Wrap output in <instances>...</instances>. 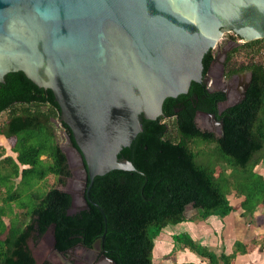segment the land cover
I'll use <instances>...</instances> for the list:
<instances>
[{
    "label": "trees",
    "instance_id": "1",
    "mask_svg": "<svg viewBox=\"0 0 264 264\" xmlns=\"http://www.w3.org/2000/svg\"><path fill=\"white\" fill-rule=\"evenodd\" d=\"M241 50L249 55L246 63L233 60ZM263 51L264 39L239 44L226 55V77L245 72L249 82L244 98L220 114L217 104L225 101V94L209 91L204 83L191 82L186 94L165 99L162 115L143 119L142 131L118 154L136 170L95 177L88 189L90 201L72 213L71 195L58 188L71 172L56 140L54 121L60 110L53 94L22 72L6 74L0 82V115L7 113L0 136L13 140L10 150L15 158L0 159V264H50L36 262L27 242L37 243L51 225L58 251L77 244L90 247L103 235L101 250L116 264H154L156 236L186 221L188 205L195 211L191 221L223 218L235 209L227 198L231 192L241 198L242 216L252 220L258 209L264 210V177L254 170L264 163ZM213 59V50L204 55L203 76ZM197 111L221 121L222 135L199 129ZM62 125L75 146L68 127ZM198 143L213 144V149L202 157L207 153L192 147ZM48 176L55 185L41 189ZM14 208L21 213L14 214ZM3 217L10 218L9 225ZM172 240L206 264H231L236 255L246 254L249 245L236 241L227 255L185 233Z\"/></svg>",
    "mask_w": 264,
    "mask_h": 264
},
{
    "label": "water",
    "instance_id": "2",
    "mask_svg": "<svg viewBox=\"0 0 264 264\" xmlns=\"http://www.w3.org/2000/svg\"><path fill=\"white\" fill-rule=\"evenodd\" d=\"M225 33L238 37L236 45L264 39V0H0V82L22 72L52 92L57 121L68 127L75 146L66 140L83 166L86 207L95 177L136 170L118 154L142 131L143 119L161 116L164 100L186 94L191 82L213 91L202 59ZM248 82L226 107L244 98ZM197 114L222 135L214 115ZM48 233L63 256L54 225ZM102 239L92 247L105 264H116L101 251Z\"/></svg>",
    "mask_w": 264,
    "mask_h": 264
},
{
    "label": "crops",
    "instance_id": "3",
    "mask_svg": "<svg viewBox=\"0 0 264 264\" xmlns=\"http://www.w3.org/2000/svg\"><path fill=\"white\" fill-rule=\"evenodd\" d=\"M255 169L257 173L264 175V163H260ZM240 200H237L233 205L234 211L223 218L210 216L205 220L191 221L190 218L193 217L191 215L186 218V221L160 232L155 238V246L152 251L153 263L206 264L190 250L173 243V235L185 233L202 246L215 252L224 251L227 255L232 253L236 241L249 244L246 254L236 255L231 264H264V250L258 251L259 247L253 244V240L260 230L256 231L255 225L247 222L246 218L242 216V210L239 207ZM262 216H264V210L258 209L252 220L257 224L258 219Z\"/></svg>",
    "mask_w": 264,
    "mask_h": 264
},
{
    "label": "rangeland",
    "instance_id": "4",
    "mask_svg": "<svg viewBox=\"0 0 264 264\" xmlns=\"http://www.w3.org/2000/svg\"><path fill=\"white\" fill-rule=\"evenodd\" d=\"M237 37L233 34V33H225L221 40H219L218 45H220L223 41H225L226 39L229 40H237V42H239L238 39H236ZM215 51L216 48L213 49V53L215 55ZM222 52H227L225 50H222ZM222 56V55H221ZM261 56L264 57V51L261 53ZM249 58V55H246V52L241 50L237 53H235L233 55V60L236 63H246L247 60ZM239 83V82H238ZM212 84H210V88L212 87ZM238 99V98H237ZM237 99L235 100H230L228 103H234ZM227 103H225L223 106H226ZM6 116L7 113H2L0 115V124L4 123L6 120ZM195 122L198 126L199 129L201 130H206L209 132H212L213 134H215V136H218V127L217 126H213V122L212 124H209L205 117H202L201 114H197L195 117ZM56 136H57V142L59 144V146H61L64 149L65 152V143L63 138L61 137V131L59 129H56ZM13 140H6L4 139L2 136H0V153L2 154V156L0 157L3 158L4 156H11L12 158H15V154H13L10 150L11 146H12ZM193 150L196 152L198 151H205V153L207 154H202V157H205L208 155V152H210L213 149V144L207 145L205 146L202 143H198L197 146H192ZM209 158V157H207ZM204 158H201V160ZM69 170L71 172V176L65 181L64 185L58 186V188L64 192L69 193L72 196L73 199V205L71 206L70 212H75L79 209H81L82 207H84V204L82 203L81 199H80V188H81V183L83 182L81 179V174L79 173L78 167L74 166L73 163L69 164ZM256 170V169H255ZM216 172H218V168H216ZM264 177V175H262ZM16 182V180H15ZM55 185V180L52 176H48L47 179L44 181V184H42L41 189H47L49 187H52ZM229 202L231 205H235V203L237 202V200L241 199L238 198L234 195L233 192H231L228 196H227ZM186 212L188 216H194L195 215V211L192 209V207L187 206L186 207ZM13 213L14 214H20L21 211L14 208L13 209ZM4 223L6 225H9L10 223V218L8 217H3L2 218ZM264 217L261 219L259 218L256 222H254L253 220H248L246 219L247 222H249L250 224H253V226L255 225L256 231H258V229L260 230L259 234L256 235V238L253 240V244L257 245V247H259L258 251L262 252V250H264ZM162 233V232H161ZM41 240V241H40ZM37 243H34L32 240H28L27 244L28 247L31 251V254L33 256V258L35 259L36 262H42L43 260H49L50 263H54L57 264V261H55L54 256L49 255V252L52 250L51 248V238H50V234H46L44 239H40ZM260 248H262V250H260Z\"/></svg>",
    "mask_w": 264,
    "mask_h": 264
},
{
    "label": "flooded vegetation",
    "instance_id": "5",
    "mask_svg": "<svg viewBox=\"0 0 264 264\" xmlns=\"http://www.w3.org/2000/svg\"><path fill=\"white\" fill-rule=\"evenodd\" d=\"M238 39V37L236 38ZM239 40V39H238ZM237 40H229L226 39L220 45L216 47L215 55L213 61L210 63L208 68L209 78L212 80V90L213 91H220L225 93L226 100H235L239 97V91L242 89L245 82L249 80V73H240L237 75H232L231 77L227 78L225 75V68L223 66L224 59L230 51L237 47L236 45ZM225 50L227 52H222ZM222 55V56H221ZM239 82V83H238ZM225 102H220L217 104V111L218 114L223 111L226 106H223ZM202 117H205L206 121L209 124H212V121L205 114H201ZM56 129L61 131V137L65 143V152L68 157V163H73L74 166L78 167L79 173H82L83 166L80 162V156L78 153H75L71 150V144L66 140V131L63 128V125L59 124L57 120L54 121ZM68 135V134H67ZM57 140V136H56ZM69 167V166H68ZM45 236H42L41 239H44ZM41 241V240H40ZM93 244V243H92ZM92 244L90 247H86L82 244H77L71 248L66 249L65 251H59L63 253V256L53 251V249L49 252V255L54 256L55 261L57 264H105L100 259V252H97L93 247ZM80 245L81 247H78ZM74 248V249H72ZM102 251V250H101ZM48 261L49 260H43ZM42 261V262H43ZM50 263V262H49ZM50 264H54L53 262Z\"/></svg>",
    "mask_w": 264,
    "mask_h": 264
}]
</instances>
